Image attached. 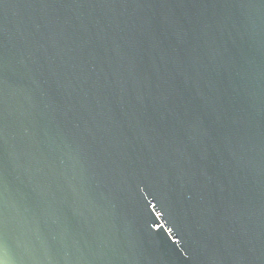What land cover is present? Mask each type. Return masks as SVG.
I'll list each match as a JSON object with an SVG mask.
<instances>
[{
    "label": "water",
    "instance_id": "95a60500",
    "mask_svg": "<svg viewBox=\"0 0 264 264\" xmlns=\"http://www.w3.org/2000/svg\"><path fill=\"white\" fill-rule=\"evenodd\" d=\"M0 264H264V0H0Z\"/></svg>",
    "mask_w": 264,
    "mask_h": 264
}]
</instances>
